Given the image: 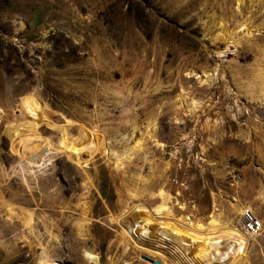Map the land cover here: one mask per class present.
Instances as JSON below:
<instances>
[{
  "label": "rangeland",
  "instance_id": "rangeland-1",
  "mask_svg": "<svg viewBox=\"0 0 264 264\" xmlns=\"http://www.w3.org/2000/svg\"><path fill=\"white\" fill-rule=\"evenodd\" d=\"M0 110V264H151L157 186L196 232L215 201L264 224V0H0ZM30 121L35 164L12 146Z\"/></svg>",
  "mask_w": 264,
  "mask_h": 264
},
{
  "label": "bare ground",
  "instance_id": "bare-ground-1",
  "mask_svg": "<svg viewBox=\"0 0 264 264\" xmlns=\"http://www.w3.org/2000/svg\"><path fill=\"white\" fill-rule=\"evenodd\" d=\"M195 74L199 75L202 82H207L212 77L210 72L205 71L195 72ZM179 100H183V98L180 97ZM38 127V123L34 121L23 122L19 123L11 133L13 151L30 164L37 163L39 156H44L49 152L46 146L43 144L41 146L39 143L38 137L40 133L37 130ZM61 127V131L65 137L61 140L60 146L65 148L69 154H75L76 162L80 165L82 152L90 148L91 144L84 140L83 136L73 129L71 125L63 124ZM65 139H69L70 141L66 147L62 144L63 141L65 142ZM148 193L151 199L147 209H149V214L154 222L151 226H147L144 233L150 231L153 234L152 236L156 243L152 246V249L159 259L148 257L159 260L162 264H169V257L166 256L167 253L173 254L177 250L186 251V249L183 251V242L187 239L190 241L188 242L187 252L179 256V260L184 263L186 262V264H231L236 254L239 255L241 253V256H243L244 251L250 250L254 246H258L264 242V235L262 236L264 224L261 223L260 229L262 232L259 234L246 232L242 228V217L249 209L251 212L253 211V205L244 204L233 199L230 202V213L224 216L221 210L216 209L217 204L215 201L211 214L207 220L198 224L199 229L196 232L189 225L188 217L174 215L171 209L166 208L167 202L174 197L167 189L163 186H157L150 188V192ZM124 195L126 202L132 201L137 196L131 190H126ZM262 196L261 194L260 199H264ZM180 227L183 230H180ZM146 235L148 236V234ZM157 243L159 244L157 245ZM173 247L176 250H172L171 248ZM162 249L167 250L163 251ZM85 256L91 260L97 258V255L91 251H85ZM243 259L246 262L247 256L243 257ZM47 264L56 263L51 262Z\"/></svg>",
  "mask_w": 264,
  "mask_h": 264
},
{
  "label": "built area",
  "instance_id": "built-area-1",
  "mask_svg": "<svg viewBox=\"0 0 264 264\" xmlns=\"http://www.w3.org/2000/svg\"><path fill=\"white\" fill-rule=\"evenodd\" d=\"M261 223L263 222L254 215L249 209L246 211L242 217V228L246 232H250L252 234H259L261 233Z\"/></svg>",
  "mask_w": 264,
  "mask_h": 264
},
{
  "label": "water",
  "instance_id": "water-1",
  "mask_svg": "<svg viewBox=\"0 0 264 264\" xmlns=\"http://www.w3.org/2000/svg\"><path fill=\"white\" fill-rule=\"evenodd\" d=\"M142 257H143V259L151 262V264H162L159 260H154V259H152L146 255H143Z\"/></svg>",
  "mask_w": 264,
  "mask_h": 264
}]
</instances>
